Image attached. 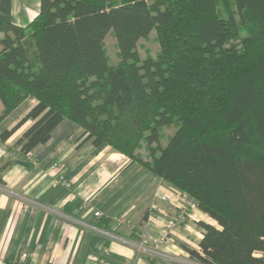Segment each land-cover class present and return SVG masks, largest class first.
Instances as JSON below:
<instances>
[{"label":"trees","instance_id":"obj_1","mask_svg":"<svg viewBox=\"0 0 264 264\" xmlns=\"http://www.w3.org/2000/svg\"><path fill=\"white\" fill-rule=\"evenodd\" d=\"M151 30L159 51L141 58ZM28 96L36 103L0 142L32 120L18 141L26 156L67 118L215 221L199 222L192 259L264 264V0H40L25 26L0 0V120ZM163 127L175 129L162 145ZM14 159L0 158V184Z\"/></svg>","mask_w":264,"mask_h":264},{"label":"crops","instance_id":"obj_2","mask_svg":"<svg viewBox=\"0 0 264 264\" xmlns=\"http://www.w3.org/2000/svg\"><path fill=\"white\" fill-rule=\"evenodd\" d=\"M39 4L10 0L12 22L25 26ZM35 103L26 97L0 120V132ZM31 123L0 142V158H15L0 184V264H202L184 247L198 249L199 222H215L196 206L186 207L179 189L108 145L83 140L67 118L28 157L21 155L18 141ZM121 215L132 226L117 225ZM168 223L167 242L140 245L144 229L157 238Z\"/></svg>","mask_w":264,"mask_h":264},{"label":"rangeland","instance_id":"obj_3","mask_svg":"<svg viewBox=\"0 0 264 264\" xmlns=\"http://www.w3.org/2000/svg\"><path fill=\"white\" fill-rule=\"evenodd\" d=\"M245 36L244 32H241L238 36L234 37L227 45H232L231 43H234L236 45V48L239 47L241 39ZM137 50L139 53V56L141 58L145 57V55H151V56H156V54L159 51V44L156 39V34L154 30H151L147 36L140 38L136 44ZM104 47L106 50V54L108 57V62L109 64L116 65L119 62V55L117 51V46H116V41L112 33L106 34L104 38ZM175 128L173 127H163L160 131V144H165L168 135H170ZM140 145L137 149L138 154H140L144 159H147V150L145 143L141 140ZM116 151V150H115ZM181 192V191H180ZM182 193V198L185 200L184 195L185 193ZM185 204V201H183ZM155 206H151V208H154ZM215 222V221H214ZM216 224V223H215ZM163 227V226H162ZM161 227V228H162ZM158 248V247H156ZM155 250V249H154ZM156 252V250H155Z\"/></svg>","mask_w":264,"mask_h":264},{"label":"built area","instance_id":"obj_4","mask_svg":"<svg viewBox=\"0 0 264 264\" xmlns=\"http://www.w3.org/2000/svg\"><path fill=\"white\" fill-rule=\"evenodd\" d=\"M26 157H28V155H26ZM34 162V161H33ZM35 163V162H34ZM185 197V206L186 207H190V206H194V204L191 202V200L189 198H187V195H184ZM100 212L98 210H95L94 211V215H99ZM116 224L117 225H126V226H132V222L131 220L127 217V216H124V215H121L119 217H117L116 219ZM147 225H148V222L147 224H145V228H147ZM171 224H165L161 229H160V235L159 237L157 238H152L149 236L148 232L146 229H144L141 234H140V245L144 247V244L147 242V241H150L156 248V247H159L161 245H163L165 242H167V240L169 239L170 235H169V232H170V226ZM155 251V250H153ZM13 264H24L22 261H18V262H15Z\"/></svg>","mask_w":264,"mask_h":264}]
</instances>
